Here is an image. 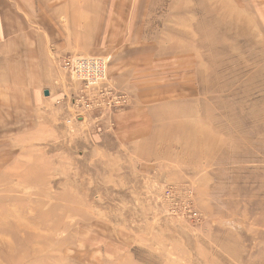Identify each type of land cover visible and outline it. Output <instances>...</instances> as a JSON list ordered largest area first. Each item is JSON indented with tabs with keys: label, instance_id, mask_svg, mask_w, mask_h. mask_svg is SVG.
Instances as JSON below:
<instances>
[{
	"label": "rangeland",
	"instance_id": "374dc122",
	"mask_svg": "<svg viewBox=\"0 0 264 264\" xmlns=\"http://www.w3.org/2000/svg\"><path fill=\"white\" fill-rule=\"evenodd\" d=\"M0 264H264V0H0Z\"/></svg>",
	"mask_w": 264,
	"mask_h": 264
},
{
	"label": "built area",
	"instance_id": "2783aa9c",
	"mask_svg": "<svg viewBox=\"0 0 264 264\" xmlns=\"http://www.w3.org/2000/svg\"><path fill=\"white\" fill-rule=\"evenodd\" d=\"M62 67L80 83L79 91L72 98L74 107L79 111L76 118L84 120V113L87 115L96 110H114L129 102L125 93L107 83L108 66L103 57L74 54L63 58Z\"/></svg>",
	"mask_w": 264,
	"mask_h": 264
},
{
	"label": "crops",
	"instance_id": "0c3cea01",
	"mask_svg": "<svg viewBox=\"0 0 264 264\" xmlns=\"http://www.w3.org/2000/svg\"><path fill=\"white\" fill-rule=\"evenodd\" d=\"M117 78L119 79H121V77L120 76H117ZM123 78V77H122ZM115 85L117 86V87H122V89H124L126 86L129 88L130 87V83H128V84H126V83H115ZM124 86V87H123ZM121 89V88H120Z\"/></svg>",
	"mask_w": 264,
	"mask_h": 264
},
{
	"label": "water",
	"instance_id": "95a60500",
	"mask_svg": "<svg viewBox=\"0 0 264 264\" xmlns=\"http://www.w3.org/2000/svg\"><path fill=\"white\" fill-rule=\"evenodd\" d=\"M45 94H46V95H48V94H49V91H48V90H47V91H45Z\"/></svg>",
	"mask_w": 264,
	"mask_h": 264
}]
</instances>
